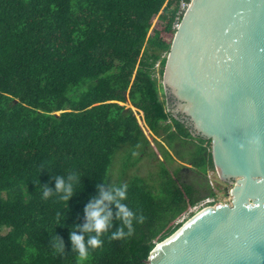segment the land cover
Listing matches in <instances>:
<instances>
[{
    "label": "trees",
    "instance_id": "obj_1",
    "mask_svg": "<svg viewBox=\"0 0 264 264\" xmlns=\"http://www.w3.org/2000/svg\"><path fill=\"white\" fill-rule=\"evenodd\" d=\"M179 4L0 0V264H145L214 195L211 141L188 143L155 77ZM154 136L193 169L162 168L157 191L141 177L109 186L119 149L132 158Z\"/></svg>",
    "mask_w": 264,
    "mask_h": 264
},
{
    "label": "water",
    "instance_id": "obj_2",
    "mask_svg": "<svg viewBox=\"0 0 264 264\" xmlns=\"http://www.w3.org/2000/svg\"><path fill=\"white\" fill-rule=\"evenodd\" d=\"M162 83L222 183L145 264H264V0H192Z\"/></svg>",
    "mask_w": 264,
    "mask_h": 264
},
{
    "label": "rangeland",
    "instance_id": "obj_3",
    "mask_svg": "<svg viewBox=\"0 0 264 264\" xmlns=\"http://www.w3.org/2000/svg\"><path fill=\"white\" fill-rule=\"evenodd\" d=\"M158 16L155 17L152 21V27L148 33V36L150 37L153 32L160 27V23L158 22ZM171 39V37H170ZM155 77L158 79V84L160 86V97L163 102L166 103L167 110L169 109V101H168V95L164 91L163 83H162V77L160 75V67L156 66V72ZM125 105L127 108L131 106L129 101H127ZM133 108V107H132ZM169 111V110H168ZM142 115V113H140ZM156 142L151 145L148 149H146L143 153L142 150H138L134 153L133 157H128L127 154H129L128 150H131L129 147H121L119 151L116 153V155L113 157L111 167L108 172V178H107V184L111 187H118L122 185H128L133 178L135 177H141L143 178L149 186L157 191L161 182L160 178V171L162 168H166L171 173L178 168V166H185L187 168H191V165L182 163L173 153L172 150H169L165 143L161 141V139L154 137ZM160 141L164 144V147L172 157V160H170L165 154L164 150L157 144V142L160 143ZM189 144L196 145L197 140L195 138L190 139ZM208 146L207 144H205ZM204 145V146H205ZM176 147L179 151H181L184 156V161L188 160L189 155L186 152L187 149L181 145L176 144ZM210 151V147L208 149V152ZM131 158V160H130ZM139 159V160H138ZM138 160V161H137ZM133 162L131 165H127V162ZM127 165V166H126ZM125 167V168H124ZM215 169V168H214ZM213 169V170H214ZM215 171V170H214ZM186 175L190 177V179L194 176H198L197 172L191 171L186 172ZM216 180L218 182V187L221 185L222 181H219L218 175L216 174ZM203 179V176H201ZM187 217V215H186ZM192 216H189L184 220L183 222H186L189 218ZM7 231V230H6ZM6 231H4L2 234H5Z\"/></svg>",
    "mask_w": 264,
    "mask_h": 264
},
{
    "label": "built area",
    "instance_id": "obj_4",
    "mask_svg": "<svg viewBox=\"0 0 264 264\" xmlns=\"http://www.w3.org/2000/svg\"><path fill=\"white\" fill-rule=\"evenodd\" d=\"M192 0H180V4L177 8V12L175 14V19L173 22V29L176 30L180 24V21L184 15V13L186 12V10L189 8L190 4H191ZM216 174L217 171H214L212 169H208L207 171V182L209 187L211 188L212 192L214 193L217 189H218V182L216 180ZM218 175V174H217ZM211 198H205L203 200H201L199 203H197L186 215L187 217L192 216L194 214H197L201 211V209L204 207V205L207 203V201ZM186 215L183 216V218L179 221V223H182L184 220H186Z\"/></svg>",
    "mask_w": 264,
    "mask_h": 264
},
{
    "label": "flooded vegetation",
    "instance_id": "obj_5",
    "mask_svg": "<svg viewBox=\"0 0 264 264\" xmlns=\"http://www.w3.org/2000/svg\"><path fill=\"white\" fill-rule=\"evenodd\" d=\"M169 109L171 110V112L175 115L176 112H175V101L173 99H169ZM178 117L188 126L189 124L187 123V120L186 118H184L183 116L181 115H178Z\"/></svg>",
    "mask_w": 264,
    "mask_h": 264
},
{
    "label": "clouds",
    "instance_id": "obj_6",
    "mask_svg": "<svg viewBox=\"0 0 264 264\" xmlns=\"http://www.w3.org/2000/svg\"><path fill=\"white\" fill-rule=\"evenodd\" d=\"M166 6V5H165ZM158 21H159V16H158ZM179 27V26H178ZM172 29H173V23H172ZM177 30V29H176ZM176 30L173 29L174 32H176ZM155 137V136H154ZM157 138V137H156ZM195 138V137H194ZM160 143L164 146V144L160 141ZM213 170V169H212ZM215 170V169H214ZM216 171V170H215ZM207 179V178H206ZM220 181V180H219ZM211 189V188H210ZM184 223V222H182Z\"/></svg>",
    "mask_w": 264,
    "mask_h": 264
}]
</instances>
